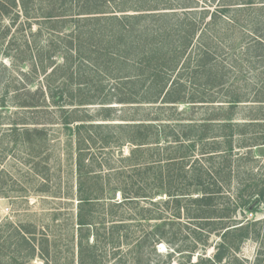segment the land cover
<instances>
[{"label":"trees","instance_id":"1","mask_svg":"<svg viewBox=\"0 0 264 264\" xmlns=\"http://www.w3.org/2000/svg\"><path fill=\"white\" fill-rule=\"evenodd\" d=\"M164 1L166 4L162 3ZM164 1L39 0L38 11H32L28 8L29 0H0V14L8 16L12 22L5 33L22 13L34 43L41 35L42 25L32 29L30 18L41 14L42 18L36 20L47 22L51 32L58 31L53 36L55 41L48 42L45 50L38 47L31 51L30 56L35 60L30 72L41 71L44 77L36 90L27 89L25 94L39 92L58 105L70 103L74 93L72 81L63 78L62 87L57 88L55 80L58 70L60 75L68 74L73 64L70 58L74 56L78 63L70 74H78L81 78L76 83L77 96L82 85L87 89L91 87L85 68L92 66L97 73H106L118 82L116 85L122 94L115 97L117 102L192 101L197 97L185 95V80L180 79L184 75L178 70V78L176 75L171 77L181 61L188 79H204L207 86L201 87L202 94L205 89L217 88L225 91L223 102L230 106L245 102L264 103V0H210V4L205 5H197V0ZM42 2L46 3L44 7ZM68 28L70 33H64L63 30ZM29 44L26 39L24 45L29 47ZM54 48L58 49L57 55L61 54L62 63L50 64L48 70L56 53ZM192 50L195 52L191 55ZM7 56L12 61L16 59L10 53ZM21 72L25 79L30 73ZM97 81H94L97 89H103ZM110 90V96H114L116 88L113 86ZM103 98L99 103H111L112 98ZM83 102L80 98L76 104ZM133 120L120 123L85 121L73 127L67 122L63 124L68 134L75 138L78 199L71 247V255L75 258L66 264H103L107 247L115 258L119 245L132 240L133 232L122 216L125 208H135L134 216L138 220L147 214L149 219L152 212L156 214V210H152L157 205L169 210L172 217L180 218L185 214L191 220L200 219L199 225L193 224L188 233L195 246L197 231H204L206 224H214V230L224 229L221 222L230 220L237 207L246 205L253 197L257 205L264 203V171L255 173L252 162L257 159H253L250 149L255 146L257 156L264 157V119ZM113 130L125 134L117 146L128 142L132 147L126 155H121L119 165L106 168L105 174L101 175L107 161L94 159L85 144L99 142L105 148L103 145L110 144V134L104 132ZM41 131L37 127L23 126L21 137L27 143L33 138L40 141ZM197 145L201 147L200 157L209 163L204 173L210 171V181L197 176ZM246 147L247 151H241ZM108 165L112 166L109 162ZM232 181L231 195L226 189ZM182 184H186V189ZM98 186L99 190L96 189ZM147 188L150 191H146ZM161 192L166 195L165 199H150L151 194ZM116 193L120 194L119 200L114 199ZM140 198H148L149 206L137 208ZM96 206L105 209L104 217L98 219L95 216ZM207 218H211V222H207ZM257 224L258 220H251L226 229L212 260L197 256L191 261L189 251L185 261L179 260L175 264H220L231 254V249L236 251L247 238L259 236V230L251 229ZM165 236L162 226L155 225V231L147 236L153 252L154 245ZM9 237L17 241V255H12L11 264H28L37 253L42 264H53L61 252L69 254V238H64L61 232H41L37 237L29 225L21 224L13 227ZM61 240L64 248L59 247ZM134 241L135 248L131 252L134 256H143V237L138 236ZM23 251L24 255H21ZM167 256L166 264H170L173 253H167ZM111 264L119 263L113 261Z\"/></svg>","mask_w":264,"mask_h":264},{"label":"rangeland","instance_id":"2","mask_svg":"<svg viewBox=\"0 0 264 264\" xmlns=\"http://www.w3.org/2000/svg\"><path fill=\"white\" fill-rule=\"evenodd\" d=\"M208 1L210 0H197V5L210 4ZM162 3L166 4L165 1ZM41 5L44 7L46 3L42 2ZM39 6V0H29L28 8H32V11L35 9L38 11ZM40 15L29 19L32 29H37L38 26L42 25L41 35L34 43L27 27L28 21L25 20L23 13L7 33L5 30L9 26L8 24L12 23L11 19L0 14V264H11L12 255H17L15 250L17 241H14L12 237H7L13 227L21 224L29 225L36 232L37 237L41 232L49 234L61 232L64 238H69V254H65L64 251L61 252L60 257L56 258V262L53 264H66L75 258L74 255H71L72 235L74 238L76 231L75 215L78 202L76 194L77 174L74 166L75 138L74 135L68 134V131L65 130L64 123L67 122L73 127L74 124L85 121L120 123L132 122L133 119L154 122H158L157 120L189 119L202 122L208 121V119H226L227 117L235 121L264 119V103L245 102L230 106L223 102L225 99L222 94L225 91H220L217 88L205 89L202 94L201 87L207 86L203 83L204 79H188L185 64L182 66L181 61L180 64L176 65L171 77L176 75L178 70L184 75L180 79L185 80V95L188 97L190 94H194L197 97L192 101L173 103L159 99L156 102H117L115 97L122 94L118 90L119 85H116L118 82L110 79L106 73H97V70L92 66L81 67L82 69L85 68L88 79H91V87L87 89L86 86L82 85L77 96L76 93L79 91L76 83L81 78L78 74L72 76L70 74L73 70L75 71V65L78 63L74 56L70 58L73 64L70 65L68 74L66 76L60 75L61 71L58 70L57 78L55 77L57 88L62 87L63 78L67 79L68 82L72 81L71 87L74 93L70 103L58 105L57 102L54 103L49 97H45L39 92L26 95L25 91L27 89L36 90L38 85L43 82L44 77V73L41 71L30 72L32 61L35 60L33 56L32 58L30 56L31 51L34 52L38 47L45 50L48 42L55 41L53 36H56L58 32L57 30L51 32L47 22L36 20L42 18ZM68 29L63 30L64 33H70L71 29ZM26 39L27 43L30 41L29 47L24 45ZM93 41L94 39H91V42ZM52 46L55 47L54 42ZM57 52L58 49L51 58L54 57V60H50L48 64V70L50 64L60 65L62 63L61 54L57 55ZM194 52L192 50L190 54L192 55ZM9 53L16 57L14 61L8 58ZM46 55L47 52L44 56L46 57ZM36 61L38 60L36 59ZM191 63L194 64V62ZM21 70L30 72L26 79L21 75ZM178 76L179 74L176 75V78ZM30 80L31 83L28 82ZM94 81H97L99 87L103 89H97ZM22 82L27 83V85L23 86ZM113 86L116 88V92H114V96H110L112 94L110 89ZM103 97L112 98L111 103H99L104 99ZM127 97L130 96L127 95ZM80 98L84 102L76 104ZM23 126L29 129L33 127L41 129L42 139L39 141L33 138L32 142H25L21 137ZM104 133L110 134V144L103 145L105 148L101 147L102 144L99 142H96L95 145L92 142L90 145L85 144V147L90 148V153L94 159L102 162L107 161V164L103 165L104 169L101 170L103 172L101 175L105 174L106 168L119 165L121 155H126L132 147L128 142L117 146L121 137L125 135L118 130ZM246 143H249V140ZM247 149L246 147L241 151H247ZM250 149L251 152L253 151V159H257V161L252 160L254 171L259 174L264 171V157L257 156L258 152L255 146H251ZM199 150L201 147L197 145V176L201 175V179L210 181V171H207V174L204 173V169L209 168V163L200 157ZM108 162L112 166H109ZM182 185H185L184 188L186 189V184ZM233 188L234 181L226 190L232 195ZM42 189H46V191ZM96 189L99 190V186ZM149 189L145 190L150 191ZM104 190H107V186ZM198 192L197 190V195H199ZM150 197L151 200H163L166 195L161 192L157 195L151 194ZM254 198H251L246 205L237 207L236 213L230 220L221 222L223 226L226 227L227 225L228 227L214 230V224H206L204 231H197L195 246H192L195 242L190 239L188 233L194 226L193 224L199 225L200 219L191 220L185 214H182L180 218L172 217L169 210L157 205L152 210H156V214L152 212L149 219L146 218L147 214L138 220L134 216L135 208V210L133 207L125 208L122 216L127 225H130L128 227L130 232H133L132 240L129 243L122 242L119 245V253L115 258L110 247H107L106 255L103 254L102 263L111 264L116 261L119 264H166L169 259L167 253L171 252L173 256L170 264H175L179 260L185 261L189 251L192 253L191 261H194L197 256L212 260L213 254L217 251L216 247L220 243L221 234L226 229L237 227L251 220H258V224L255 227L252 226L251 229L259 230V236L247 238L236 251L231 249V254L220 264H264V203L257 205ZM114 199L119 200L120 194L116 193ZM136 206L137 208L149 206L148 198H140ZM254 207H256L255 211L253 210ZM104 210L101 206H96L95 216L98 219L104 217ZM115 218L114 216L113 219ZM207 220V222H211L212 219L207 218ZM155 225H161L166 231V236L164 240L154 245L155 252H153V245L147 240V236L155 231ZM138 236L143 237L141 248L143 256H134V253L131 252L135 248L136 241L134 240ZM34 243L37 242L34 241ZM59 247L64 248L62 240L59 242ZM21 255H24V251ZM37 255L38 253L28 264H42Z\"/></svg>","mask_w":264,"mask_h":264}]
</instances>
